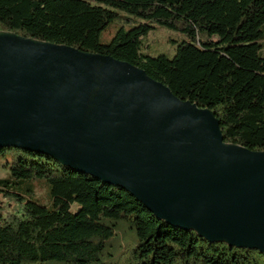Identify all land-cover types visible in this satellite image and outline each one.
<instances>
[{"label": "trees", "instance_id": "obj_1", "mask_svg": "<svg viewBox=\"0 0 264 264\" xmlns=\"http://www.w3.org/2000/svg\"><path fill=\"white\" fill-rule=\"evenodd\" d=\"M118 11L143 22L100 43ZM153 25L185 37L171 59L142 54ZM0 31L129 63L211 110L225 142L264 152V0H0ZM8 151L2 197L22 201L13 188L44 179L51 202L25 199L16 214L0 202V264H264V254L172 227L126 191L48 156Z\"/></svg>", "mask_w": 264, "mask_h": 264}, {"label": "water", "instance_id": "obj_2", "mask_svg": "<svg viewBox=\"0 0 264 264\" xmlns=\"http://www.w3.org/2000/svg\"><path fill=\"white\" fill-rule=\"evenodd\" d=\"M120 188L158 220L264 254V152L129 63L0 31V149Z\"/></svg>", "mask_w": 264, "mask_h": 264}, {"label": "rangeland", "instance_id": "obj_3", "mask_svg": "<svg viewBox=\"0 0 264 264\" xmlns=\"http://www.w3.org/2000/svg\"><path fill=\"white\" fill-rule=\"evenodd\" d=\"M119 17L110 23L107 28L100 34L99 41L102 44H108L117 30L130 28L142 23V20L133 18L132 16L118 11ZM185 37L179 33L167 30L158 25H153V29L149 34L142 38L141 52L143 55L150 57L165 56L171 59L175 54L176 46L185 41ZM13 160L10 151L1 154L0 153V180L9 177L8 165ZM13 191L23 196L25 199L37 202L44 206H50L51 198L49 194V184L44 179H33L21 181L17 186L13 188ZM0 193V202L5 205L4 209H1L3 213H19L21 209V203L25 201H16L11 197L8 199L6 196L2 197Z\"/></svg>", "mask_w": 264, "mask_h": 264}]
</instances>
